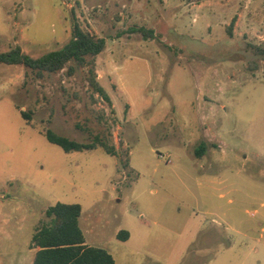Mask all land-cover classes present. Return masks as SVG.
I'll use <instances>...</instances> for the list:
<instances>
[{"label": "rangeland", "instance_id": "obj_1", "mask_svg": "<svg viewBox=\"0 0 264 264\" xmlns=\"http://www.w3.org/2000/svg\"><path fill=\"white\" fill-rule=\"evenodd\" d=\"M76 23L106 39L108 97L89 66L0 62V264L33 263L58 202L116 264H264V0H0V52L38 57Z\"/></svg>", "mask_w": 264, "mask_h": 264}, {"label": "trees", "instance_id": "obj_2", "mask_svg": "<svg viewBox=\"0 0 264 264\" xmlns=\"http://www.w3.org/2000/svg\"><path fill=\"white\" fill-rule=\"evenodd\" d=\"M153 35L152 30L141 29ZM106 39L84 31L77 23L70 40L61 48L53 49L38 57L24 53L19 46L0 52V62L14 65H25L38 75L45 72H57L69 66L73 73L77 68L89 66L91 70L90 82L105 97L103 88L98 85L94 75L95 58L106 48ZM257 52L264 57V45L256 47ZM26 118L29 114L21 111ZM46 137L52 143L60 145L65 151H82L93 149L96 143H81L66 136L59 135L48 129ZM99 144L112 155L117 153L114 144L102 141ZM205 147L201 145L199 151ZM198 151V152H199ZM199 152V153H200ZM82 207L79 203L58 202L47 210L51 218L48 225L41 227L33 236V246L38 247L32 264H116L113 255L104 247L86 243L85 234L79 225ZM130 234L120 230L118 238L127 240Z\"/></svg>", "mask_w": 264, "mask_h": 264}]
</instances>
